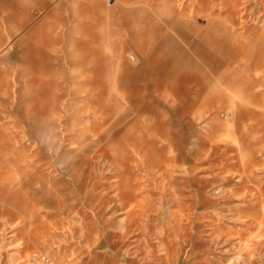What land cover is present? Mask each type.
I'll use <instances>...</instances> for the list:
<instances>
[{"label":"rangeland","instance_id":"rangeland-1","mask_svg":"<svg viewBox=\"0 0 264 264\" xmlns=\"http://www.w3.org/2000/svg\"><path fill=\"white\" fill-rule=\"evenodd\" d=\"M167 1L0 0V264L40 251L58 264H106L114 251L145 256L142 264L186 252L193 264L202 255L264 264V0L173 1L170 23L201 49L179 42L218 93L198 101L197 85L169 82L177 75L158 63L144 66L162 35L143 37L144 56L128 42L129 26L170 28ZM91 17L92 28L74 27ZM44 20L57 41L45 47L54 67L35 75L18 52ZM163 44L152 62L170 58ZM96 93L101 104L112 98L108 120L129 114L108 136L88 131L84 140L83 129L107 127L89 117ZM108 108L98 110L102 119ZM72 167L77 182L66 173Z\"/></svg>","mask_w":264,"mask_h":264},{"label":"crops","instance_id":"crops-1","mask_svg":"<svg viewBox=\"0 0 264 264\" xmlns=\"http://www.w3.org/2000/svg\"><path fill=\"white\" fill-rule=\"evenodd\" d=\"M173 1L175 0H168L167 3L169 4V8H168V12H169V16L172 17L169 19V25H167L168 27L175 29L176 33H173L171 30H169L168 28H161L160 26V22L158 21V24H148L149 26L148 28H146L145 24H142L140 30H135L134 28H131V26H129V32H128V42L130 43V45H132V48L139 53L140 55L144 56L145 54V48L144 45L142 44V39L143 37L146 36V34H151L153 35L155 38L158 35H162L161 39L158 41H155L156 43V50H154L155 54L152 55L150 57V59L153 61V59L157 56L156 52H162V47H163V43H169L171 45L170 49H169V56L171 59V61L169 62L167 59H163V61H156V62H152V61H147L146 64H144V66L147 67L150 66L149 63L151 65H153L154 63H158V66L160 68H166L167 69V73L172 72L174 75H177V78H168L169 82L171 81H175L177 83H182V84H187V85H192L195 84L198 86V88L195 90L196 91V99L195 101H198V99H204V100H209L210 98H212V96H217L218 93L213 90V89H209L207 90V88L209 87L210 83H211V78L210 75L207 74L206 71H204L203 67H201L199 65L198 62H196V60L192 59L193 57L190 56L189 52L183 48L182 44L179 42L180 39L183 41H187L188 43H190V47L195 46V48L198 50L201 49L200 46L197 45V43H195V41H191L190 40V34L188 32H186V30L180 26V24H172L170 23L171 21H174V17L177 16L178 12H176L177 8L175 7V5L173 4ZM40 5L44 4L43 0H40ZM119 8V7H117ZM79 11V9H78ZM139 10H136L134 12H132V15L134 17L139 15ZM81 14L85 13V10L82 9V11L80 12ZM130 14V11L128 12ZM138 14V15H137ZM136 15V16H135ZM29 20V17H24L22 16L19 21L16 23V25L19 27L23 26L24 24L27 23V21ZM140 20H143V23L146 22L145 21V16H140ZM139 20V21H140ZM93 18H89L88 21H84L83 19L81 20H77L76 22H74V27L77 29H80L81 31L86 27L89 26L92 28V24H93ZM125 21H129V18H126ZM167 23V22H166ZM48 22L46 20H44L42 22V26L41 28H35V30L33 32H31V34L26 36V40H25V45H20V51H22V56L19 57L20 55V51L18 52V58L20 59V61H22L26 66H28L30 68V71L36 75V73L38 74L37 69L39 70L40 75H46L50 72V70H52V68L54 67L52 65V58H51V54H49L47 48H45L46 46H51L54 45V43H56V39H54L52 33L50 32L52 30L51 29H47ZM159 26V27H158ZM90 33L89 36H93V39L95 36L94 32L92 30L88 31ZM1 35V34H0ZM84 36H86L85 34H83ZM86 36V37H89ZM180 37V38H179ZM69 38V37H67ZM72 40V41H70ZM81 41V39H79ZM69 44L72 43L74 41V39L71 37L68 39ZM60 43V40H59ZM81 44V43H80ZM0 45H1V36H0ZM161 50V51H160ZM205 52V51H202ZM84 60L87 59V56H83ZM100 61L96 62V61H90L88 60L87 63L90 61L91 66H89V70L94 73V72H98V70L100 71L102 68L101 63L106 59L103 57H100ZM207 62H208V66L211 68V66L213 67L215 64L213 63V59L209 58V55H206ZM86 66V64H84V67ZM40 67V68H38ZM100 67V68H99ZM216 67V66H215ZM1 87V85H0ZM181 90L188 92L187 91V87L186 86H181ZM13 93L16 92V89H12ZM79 92H76V94H79ZM182 96L185 97V100L189 99V92L188 93H183ZM104 97V94H100V93H96L94 96V100L92 102L96 103L97 105V109L96 111L92 112L91 116L93 118V122H97L100 123L101 125H105L107 126L106 129H99L97 125H95L94 127H89V129L87 128V130L85 131L84 129L79 132V137L86 140L88 138L87 132L90 131L92 132V135H98V137L100 139H102L103 137H106L110 134V132L113 131V129L118 126V123H120L122 120H124L127 115L129 114V109L125 110L124 112H122L121 114H119V116H117L116 118H113L112 120H108L112 117L113 114H115V111L110 109L111 108V104L112 102V98L109 97L107 98L103 104H101L102 100ZM77 101V102H76ZM86 101H89V96L85 95V96H78L77 99L74 101L75 104L74 106L76 107L78 102H82L85 103ZM109 108L107 109V114L106 116L103 118L104 114L103 111L100 112L98 111L99 109H101V107H105L108 106ZM18 108H20V104L17 105ZM105 113V112H104ZM79 119H81V121H83L84 117L83 116H79ZM66 173L68 175H70L71 177H73V179H75V181H78V176L75 175V170L74 168H68L66 169ZM187 247H183L181 250H186ZM188 254H190L189 252H186V258L184 259H179L178 261H175V259H171L169 258L168 255H154L152 257H148L152 262L154 261H161L164 264H178L179 261H185V264H193V261L195 260L193 257H188ZM122 253L114 251L113 253H108L105 256V262L106 264H116L118 261H121V264H142V259H146L145 256L142 255H130L128 258L125 259V257H121ZM191 255V254H190ZM125 260V261H123ZM198 260V259H196ZM201 264H225L224 258L221 255L218 256H213V257H209V256H204L202 255V257L200 258Z\"/></svg>","mask_w":264,"mask_h":264},{"label":"built area","instance_id":"built-area-1","mask_svg":"<svg viewBox=\"0 0 264 264\" xmlns=\"http://www.w3.org/2000/svg\"><path fill=\"white\" fill-rule=\"evenodd\" d=\"M23 264H58L50 255L46 252H37L32 254L30 258L25 260Z\"/></svg>","mask_w":264,"mask_h":264}]
</instances>
